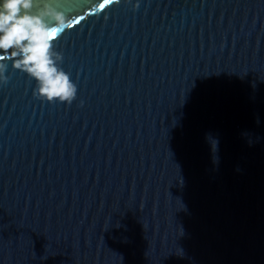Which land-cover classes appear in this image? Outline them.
<instances>
[{
    "label": "water",
    "instance_id": "1",
    "mask_svg": "<svg viewBox=\"0 0 264 264\" xmlns=\"http://www.w3.org/2000/svg\"><path fill=\"white\" fill-rule=\"evenodd\" d=\"M99 2L0 85V264H264V0Z\"/></svg>",
    "mask_w": 264,
    "mask_h": 264
},
{
    "label": "clouds",
    "instance_id": "2",
    "mask_svg": "<svg viewBox=\"0 0 264 264\" xmlns=\"http://www.w3.org/2000/svg\"><path fill=\"white\" fill-rule=\"evenodd\" d=\"M112 2L102 0L93 10ZM66 3L67 0H0V85L19 70L34 81L32 93L41 100L71 104L78 96V76L73 78L64 66V52L57 44L65 29L80 19L71 14ZM139 3L135 0L134 7Z\"/></svg>",
    "mask_w": 264,
    "mask_h": 264
}]
</instances>
